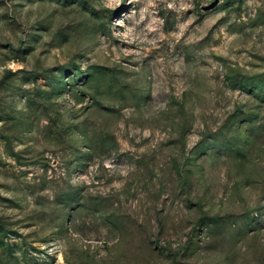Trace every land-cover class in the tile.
<instances>
[{
    "label": "rangeland",
    "instance_id": "obj_1",
    "mask_svg": "<svg viewBox=\"0 0 264 264\" xmlns=\"http://www.w3.org/2000/svg\"><path fill=\"white\" fill-rule=\"evenodd\" d=\"M0 264H264V0H0Z\"/></svg>",
    "mask_w": 264,
    "mask_h": 264
}]
</instances>
